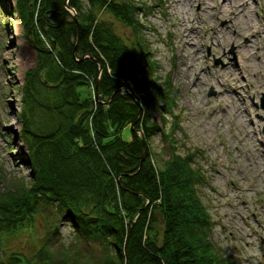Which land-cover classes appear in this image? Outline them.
Here are the masks:
<instances>
[{
    "label": "trees",
    "instance_id": "trees-1",
    "mask_svg": "<svg viewBox=\"0 0 264 264\" xmlns=\"http://www.w3.org/2000/svg\"><path fill=\"white\" fill-rule=\"evenodd\" d=\"M66 1L17 0L38 53L23 86L24 106L40 105L42 118L37 124L20 115L30 134L25 143L31 178L13 181L12 191L0 190V230L36 232L41 217L47 232L54 231L45 234L37 252L8 253L0 264H233L209 241L214 221L197 188L206 180L192 166L194 154L180 151L178 116L171 111L176 101L169 82L155 77L142 7L129 0H89V6ZM71 10L79 23L77 47ZM104 14L132 27L131 45L113 32ZM128 127L127 141L121 135ZM160 132L170 153L163 167L152 164L149 146ZM142 135L146 154L140 168ZM6 179L0 173V186ZM54 216L71 228L60 251ZM3 230L0 252L8 236Z\"/></svg>",
    "mask_w": 264,
    "mask_h": 264
},
{
    "label": "rangeland",
    "instance_id": "rangeland-1",
    "mask_svg": "<svg viewBox=\"0 0 264 264\" xmlns=\"http://www.w3.org/2000/svg\"><path fill=\"white\" fill-rule=\"evenodd\" d=\"M129 1L142 7L143 34L158 67L155 77L171 85L180 151L194 154L192 166L206 180L197 188L214 221L209 241L226 262L264 264V0ZM88 2L83 0L85 6ZM16 8L17 0H0V173L7 178L2 192L12 191L15 180L31 178L25 143L30 134L20 115L37 124L42 118L40 105L24 106L23 86L38 53ZM103 19L133 43L131 26L108 14ZM24 48L32 53L27 61L22 60ZM152 115L164 130L160 112ZM174 122L170 117L169 131ZM162 133L149 146L152 164L162 166L164 159L166 166L170 153ZM121 137L130 140L131 128ZM52 220L61 229L60 251L63 243L68 245L71 228L55 216ZM2 229L8 236L0 259L15 251L32 255L45 234L54 231L47 232L41 217L36 232L10 235L9 228Z\"/></svg>",
    "mask_w": 264,
    "mask_h": 264
},
{
    "label": "water",
    "instance_id": "water-1",
    "mask_svg": "<svg viewBox=\"0 0 264 264\" xmlns=\"http://www.w3.org/2000/svg\"><path fill=\"white\" fill-rule=\"evenodd\" d=\"M68 1L69 0H67L66 1V4L68 5ZM73 15H74V17H75V20H76V22H77V27H78V36H77V43H76V47H77V45H78V42H79V36H80V33H79V23H78V20H77V17H76V13L74 12V11H70ZM89 57H92L91 55H89ZM99 70H100V75H101V73H102V71H103V67L102 66H99ZM99 80H100V76H99V78H98V82H99ZM110 101V100H109ZM109 103V102H108ZM142 139H143V143H144V154H143V158H142V162H141V164H140V168L142 167V165H143V161H144V159H145V141H144V136L142 135ZM146 208V207H145ZM133 225H134V223H133ZM133 225H132V227H133Z\"/></svg>",
    "mask_w": 264,
    "mask_h": 264
},
{
    "label": "bare ground",
    "instance_id": "bare-ground-1",
    "mask_svg": "<svg viewBox=\"0 0 264 264\" xmlns=\"http://www.w3.org/2000/svg\"><path fill=\"white\" fill-rule=\"evenodd\" d=\"M31 54L32 53L27 48H24L22 52V60L27 61L29 57L31 56Z\"/></svg>",
    "mask_w": 264,
    "mask_h": 264
}]
</instances>
